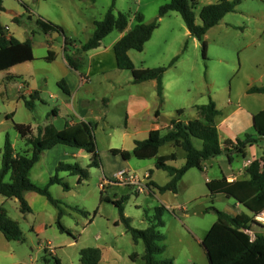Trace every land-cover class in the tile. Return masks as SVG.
Here are the masks:
<instances>
[{"label":"rangeland","instance_id":"1","mask_svg":"<svg viewBox=\"0 0 264 264\" xmlns=\"http://www.w3.org/2000/svg\"><path fill=\"white\" fill-rule=\"evenodd\" d=\"M218 1L199 0L193 11L195 24H201L198 17L201 8ZM168 2L116 0L113 13H122L131 28L138 18L144 23L154 21L158 8ZM110 3L111 0H1L0 27L6 36L20 41L31 39L33 60L0 72V152L6 135L14 152L22 153L27 149L14 129L15 124L31 125L35 134L38 127L46 125L61 129L63 122L72 118L65 114L66 110L56 98V94H63L57 85L62 71L61 61L46 60L49 49L41 46L46 36L35 24L36 19L62 25L74 35L77 44H83L92 35V23L103 18ZM116 35L117 31L111 32L103 39V44ZM203 42L205 59L202 57L201 43L187 33L178 14H171L159 19L158 28L141 52L130 51V60L136 69L157 68L166 66L173 57L178 56L174 66L164 72L161 80L163 103L160 111L172 118L193 120L197 118L195 106L206 105L211 99L219 111L215 119L219 124L234 108L251 109L248 98L252 97L245 95L248 86L264 85V0H238L232 13L226 14L217 25L207 30ZM61 43L62 39L56 38L54 52ZM84 60L89 62L88 59ZM102 66L106 67V77L122 87H114L113 97H110L108 82H104L102 75L91 78V84L85 87L86 91L93 90L97 96L106 97L109 102L105 108L101 101H90L92 97L85 93L93 111L97 112L99 108L106 111L107 123L103 116L104 122L99 125L94 123L93 129L100 166H90L89 156L85 152V157L71 159L60 151V162L80 165L87 170L88 178L78 184L76 176L59 172L57 176L68 186V190L57 184L48 188L51 196L60 202V224L68 233L58 229V209L44 198L43 203L30 200L31 211L23 213L15 198L0 196V206L8 218L18 224L22 238L21 241H6L0 233V264H56L55 259L60 264H79V252L87 248L100 251L98 264H144L143 243L132 240L113 204L115 201H121L124 217L136 230H144L148 226L146 216H152L156 207H164L163 227L159 230L165 237V251L159 259H171L173 264H209L205 244L216 221V214L209 208L230 215L249 214L242 206L234 207L236 201L232 198L223 194L211 196L206 188L205 178L220 177V170L227 168L228 162L208 160L206 170L187 171L177 184L175 193H160L156 186L167 184L169 177L165 171L155 168L154 159L138 160L131 156L123 160L119 155L110 153L111 149L130 151L132 147V140L121 133L126 123L125 96L131 89L126 81L132 77L129 71L115 70L110 58ZM7 76H13L14 81H7ZM23 81L39 90V98L33 102L32 111L25 108L20 98L22 92L18 86ZM141 86L142 95H153L150 82ZM252 96L264 99V95ZM53 108L61 111L58 117L53 116ZM177 110L183 113L178 116ZM193 143L200 148V141L193 140ZM48 152L29 173L31 181L39 187H45L49 178L56 173L55 154ZM171 152L176 153L177 157L169 163L170 166H181L185 157L182 149L173 148L168 143L160 148L159 155ZM241 162L239 154L233 155L229 166L237 169ZM118 170L138 176L142 184L148 183L149 191L136 193L132 186L111 181ZM145 175H148L147 179L143 178ZM104 179L111 182L102 185L101 180ZM254 231L251 228V232ZM132 255L134 259H131Z\"/></svg>","mask_w":264,"mask_h":264},{"label":"trees","instance_id":"2","mask_svg":"<svg viewBox=\"0 0 264 264\" xmlns=\"http://www.w3.org/2000/svg\"><path fill=\"white\" fill-rule=\"evenodd\" d=\"M92 2L96 0H90ZM199 0H169L168 3L160 6L157 17L154 21L144 23L141 18L138 22L113 46L116 67L120 70L129 71L133 83L147 81L156 82V95L160 106L163 103L161 80L166 70L173 67L178 56L173 57L166 66L157 68L136 69L128 57L129 51L141 52L144 45L150 40L153 32L159 26V19L170 13L178 14L189 35L201 43L202 57L205 59V45L203 37L208 29L217 25L222 18L232 13L238 5V0H219L216 3L206 5L199 11L200 25L195 24L194 9ZM116 0H111L110 6L103 18L93 22L91 37L75 50L74 54L65 53V59L70 68L76 70L79 60L77 55L96 49L100 42L113 31L123 32L128 22L122 13L114 14L113 9ZM0 11H2L0 0ZM16 21V19H14ZM35 24L45 35L62 33L60 26L37 18ZM64 37V51L74 42ZM33 60L31 39L24 41L17 40L12 36H6L0 27V72L7 71L16 65L27 63ZM47 61L53 60V53L48 50ZM7 81H14L13 76H7ZM62 92L68 95V90L63 81L57 83ZM249 94H264V85L252 86L247 89ZM26 109H34L33 102L38 99L34 91L25 97L20 94ZM198 118L189 120L186 123L178 119H172L169 127L162 130H152L148 136L141 141H135L131 152L125 150L111 149L113 156L119 155L123 160L131 156L138 160H155V168L165 171L169 181L164 186H156L160 193L165 191L176 192L177 184L190 169L202 170L203 162L217 157L221 154L227 156L229 162L232 155H238L246 146L252 145L255 140L246 135L243 140H237L234 144L225 142L223 145L219 140L215 119L219 115L215 104L209 99L206 105L195 106ZM182 110L177 111L181 115ZM253 127L256 136L264 139V109L253 116ZM14 129L27 149L22 153L14 152L7 135L4 139L3 148L0 152V196L4 198H15L23 213H29L30 207L23 198V193L32 191L46 198V200L58 209L56 225L61 232L67 230L60 224L61 209L60 202L54 199L48 188L54 184L61 185L64 190L68 186L58 178L59 172H66L70 176L77 177V183L81 184L88 178L86 169L76 163L60 162L55 168V175L49 178L45 187H39L29 179V172L38 162L41 155L57 145H64L75 150L83 151L89 156L90 166L99 167L100 158L96 147L93 129L94 124L90 122H79L72 125H65L57 130L52 125L38 127L34 134L30 125L15 124ZM193 140L201 142L200 148H196ZM170 143L173 148H180L184 151V164L179 167L167 165L168 161H175L176 154L171 152L167 155H159V150L165 144ZM245 179L227 182L225 178L209 180L205 183L209 194H223L232 198L236 203L244 207L247 214L232 216L228 213L209 208L216 214V221L208 233L205 244L209 264H264V234L254 233V238L243 230L251 231V228L258 225L254 218L264 212V169L259 161H252L246 167ZM8 178V180H6ZM102 201V197H100ZM118 209L121 222L127 231L130 232L132 240L142 241L144 246V264H173L171 259H159L165 251L164 235L160 232L163 227L162 214L163 206L156 207L152 216H146L148 226L144 230H136L130 227L129 220L123 215L121 201L113 202ZM85 214V213H84ZM0 233L6 241H21V233L18 224L6 215L5 210L0 206ZM101 253L97 248L82 249L79 252V264H98ZM135 256L132 255L131 259ZM56 264H60L55 259Z\"/></svg>","mask_w":264,"mask_h":264},{"label":"crops","instance_id":"3","mask_svg":"<svg viewBox=\"0 0 264 264\" xmlns=\"http://www.w3.org/2000/svg\"><path fill=\"white\" fill-rule=\"evenodd\" d=\"M171 14H175V13H170L168 15H171ZM55 25H58L62 28L63 34L59 33V35L55 38L52 37L53 34L45 35L46 38L44 40V43L41 44V46L46 47L47 49H49V51L53 53V60H52L53 62L56 61L57 59H60L61 61L60 66L62 68V71H61L60 77H58L57 79L58 80L57 83L60 81H63L64 85L66 86L69 92L68 95L62 92L63 93L62 96H59L56 94V98L59 99L63 108L66 110L65 114L67 116L69 115L72 116V118L65 120L63 122L64 125L61 129H63L65 125H72V124L79 123V122H85V123L90 122V123H93V124L95 123L99 125L100 122H104V119H105V122L107 123V117L105 114L106 111L103 112L102 109L99 108L98 111L95 112L89 107V103L90 101H93L94 103H97V101H101L104 107L107 108L108 103H109L108 99L106 97L97 96L95 92H93V90L86 91L85 87L91 84V81H92L91 78L96 77L97 75L104 76L105 77L104 82H108V85H109L108 94L110 95V97H113L114 90L112 89L114 87H118V88L122 87L119 84L117 85V83L114 84L113 79L106 77V74H107L106 67H103L102 64L107 58H110L114 65V69L115 70L118 69L116 67L115 57L113 53V46L132 27L129 28L127 26V28L123 32L117 31V35L114 36L107 44H103V40H102L100 42V45L96 49L78 54L77 57L79 60V64H78V68L74 70L68 66L67 61L65 59V53L74 54L75 50L82 43L77 44L74 39V35L70 32H67L62 25H59V24H55ZM63 36H66L67 38L71 39L74 42V46H69L67 52L64 51V37ZM59 37L62 39V43L59 47H56L57 51L54 52L53 51V49L55 48L54 43H55L56 38H59ZM32 50H33V43H32ZM128 57L130 59V51L128 52ZM84 58L88 59L89 62H86ZM90 63H91V66H90ZM147 82H150V89L154 91L153 95L152 96L150 95L149 97H146L142 95L141 93L143 92L141 90V87H142L141 85H143L145 82L136 84L132 82V78L126 81V85H128V87H131V89L127 92L125 96L126 123L121 129V133L123 137L132 140L131 141L132 147L130 148L131 150L128 152L132 151L135 141L144 140L148 136L150 131L166 130L169 127V123L172 119H178L180 121H183L184 123L189 121L187 119L182 120L180 118H172V117L167 116L165 113H162L160 111L161 106L158 102V98L156 95V82L155 81H147ZM22 83L25 85L26 87L25 90L29 93V95L32 94L34 91H36L37 98H39V90L35 86H30L28 82L26 81H23ZM249 87H252V86H248L246 88L245 95L246 97H250V96L252 97V98H248V103L251 109L240 110L239 107L234 108L226 118H224L219 124H216V128H217L219 140L222 143V145L226 141L234 144L237 140H243L246 135L252 136L255 142L252 143V145L246 146L245 149H243L242 152L239 154L242 157V162H241L240 167L237 169H233L231 166H229L233 160V155H232L231 162H229L227 156L224 154L208 159V160H214L216 163H222L223 161L228 162L227 168L220 170L221 176L213 178V179L225 178L227 182L245 179L246 178L245 163L247 161L256 160L260 162L264 160V139L256 136V132L253 127V116L264 109V99L259 98L258 96H254V97L252 96V95H264V94H249L247 93V89ZM138 89H139V93H138ZM86 92L89 93V96L92 97V100L89 101L85 97ZM177 111H176V114H177ZM60 113L61 111L59 109L53 108L52 114L54 117H58ZM103 116H104V119H103ZM197 118H198V112H197ZM31 129L32 131L35 130L33 127H31ZM61 129H57V130H61ZM66 147L67 146H64V145H57L53 147L52 149L48 150L49 151L48 153L55 154L54 155L56 158V161H55L56 163H54L55 166H57V164L60 163V160H61L60 159L61 157H59L60 151H63V154H65V156H68V158H71V159L85 157V155L83 154V151L71 150L70 147L69 148L68 147L66 148ZM67 149H70V150H67ZM45 152L44 154L41 155L38 162L42 159V157H44ZM176 157H177V154H176ZM63 158H66V157L63 156ZM207 161L203 162L202 164L203 170H206L205 163ZM170 162H173V161H168L167 165H170L169 164ZM183 164H184V160H183L182 165ZM213 179L205 178V183ZM39 196L41 195H38L32 191H26L23 193V198L29 203L30 209L32 206V203H30V200H32L33 202L36 201V202H41V203H43V200H42L43 198L46 200L45 197L41 196L42 197L41 198ZM238 205L241 206L240 204L235 203L234 207L237 208ZM238 214H242V213H235L232 216H236ZM252 228L255 229L254 231L255 233L264 234V222L259 223L258 225H255Z\"/></svg>","mask_w":264,"mask_h":264},{"label":"built area","instance_id":"4","mask_svg":"<svg viewBox=\"0 0 264 264\" xmlns=\"http://www.w3.org/2000/svg\"><path fill=\"white\" fill-rule=\"evenodd\" d=\"M25 88L26 87H25V85L23 83L18 86V89L22 92V95H27L28 96L29 93L25 90ZM251 162L252 161H247L245 163V167H248L251 164ZM260 165L264 169V160L260 161ZM143 178L147 179L148 175H145ZM111 181L119 183V184H123V185H126V186H132V187H134L136 193L144 192L146 190L149 191L148 183H146V185L142 184L141 183L142 179H140L138 176H136L134 174H131L130 172H128L126 170H118V171H116L113 174ZM111 181H109L107 179H104V180H101V184L103 185V184L111 182ZM254 220L257 223L264 222V212L261 213L260 215L256 216L254 218ZM243 232L246 233L247 235H249L250 239L254 238V233H252L251 231L243 230Z\"/></svg>","mask_w":264,"mask_h":264},{"label":"water","instance_id":"5","mask_svg":"<svg viewBox=\"0 0 264 264\" xmlns=\"http://www.w3.org/2000/svg\"><path fill=\"white\" fill-rule=\"evenodd\" d=\"M58 35H59V33L57 32V33H54V34L52 35V37L55 38V37H57Z\"/></svg>","mask_w":264,"mask_h":264}]
</instances>
